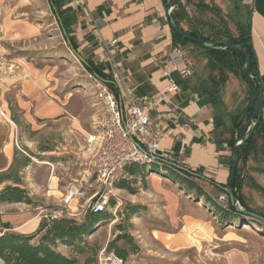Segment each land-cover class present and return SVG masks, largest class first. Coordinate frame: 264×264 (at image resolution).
Listing matches in <instances>:
<instances>
[{
    "label": "rangeland",
    "instance_id": "obj_1",
    "mask_svg": "<svg viewBox=\"0 0 264 264\" xmlns=\"http://www.w3.org/2000/svg\"><path fill=\"white\" fill-rule=\"evenodd\" d=\"M20 2L23 4L14 11L12 18L29 21L38 28V34L31 38L13 39L0 23V110L7 108L15 125L14 128L12 125L15 131L12 140L17 155L9 175L20 179V185L27 190L31 203L0 202V220L10 226L9 229L0 226V233L32 234L38 228L35 222L38 220L40 223L45 214L60 208L67 209L61 204L62 193L70 183L86 177L88 161L92 156L87 138L97 131L94 125L97 107L93 105L92 78L66 42L48 1ZM205 2L217 5L220 16L197 9L192 4L186 7L190 16L208 23H217L218 18L223 16L228 20V27L234 30V23L229 19L230 15H238L234 0ZM243 12L245 10L241 8L239 14ZM185 51L196 72H207L206 59L198 49L187 46ZM28 67L49 75L55 84L53 93L66 101L63 116L35 119L31 113L27 115L28 110L20 107L17 88L22 81L23 68L28 72ZM241 84L245 90L244 84ZM232 90L238 97L234 101L233 96L228 100L227 109L242 107L241 90ZM29 115L32 119L27 120ZM3 165L5 158L0 153V172H7L8 167L1 169ZM162 170L151 172L146 167L144 175L131 176L122 168L111 188L110 202L104 211L106 216L84 237L86 245H82V251L77 252L60 242H57L56 249L76 257L80 263L93 258L95 264L96 256L108 242L121 233H127L132 236L130 244L123 240L117 241V244L128 251L134 245L139 249L136 253L130 251L123 264H264V225L237 214H232L229 220L222 219L217 210V206L226 207L225 200L219 199L222 193L206 181L194 179L207 194V198L200 197L187 184L174 180L169 177V172L163 173ZM50 179L54 189L47 187ZM121 182L124 187H120ZM8 184L13 185V182L3 181L0 189ZM246 193L243 196L248 206L264 213V196ZM74 206L72 202L70 207ZM186 212L202 219L206 223L203 224L210 228V233L206 228H199L200 231L194 228L192 234L186 235L188 245L182 247H173L155 237L152 232L155 229L168 235L177 233L182 224L180 215ZM85 217L76 220L82 222ZM0 264H4L1 259Z\"/></svg>",
    "mask_w": 264,
    "mask_h": 264
},
{
    "label": "crops",
    "instance_id": "obj_2",
    "mask_svg": "<svg viewBox=\"0 0 264 264\" xmlns=\"http://www.w3.org/2000/svg\"><path fill=\"white\" fill-rule=\"evenodd\" d=\"M47 1L55 13L65 40L67 30L77 45V52L79 50L85 60H90L112 81L111 88L118 98L123 96L125 86L133 87L134 95L141 98L156 96L171 83L176 84L175 90L166 93V100L149 112L151 119L162 118L168 128L160 139L159 154L164 161L192 172L201 170L200 179L214 189L215 185L221 186V189L226 186L232 149L226 141L228 133L222 127L215 130L217 112L213 95L207 88L209 69H206L207 72H200L201 74L196 72L186 56V51L173 44L172 30L168 24L166 4L163 0ZM234 2L238 11L237 17L248 21L250 26L251 45L256 60V79L262 92L259 117L262 122L263 140L257 141L255 150H251L245 162L240 165L242 195L250 192L258 196L263 194L254 185L264 189V0ZM22 4L20 0H0V23L7 28V35L13 39L31 38L38 34V28L29 21L12 18L14 11ZM241 8L245 10L243 14H239ZM113 39L117 41L116 45L109 49L104 48V43ZM108 54L119 63L123 80H111L110 64L100 59ZM188 63L191 64L192 74L184 78L180 75V70ZM82 65L84 67V64ZM22 71V81L17 88L21 100L18 101L21 102L20 107L23 110H28L27 115L31 113L35 119L63 116L66 112V101L53 93L55 84L49 75L30 67L28 72H25L24 68ZM226 74L227 80L220 97L225 111L234 110L226 107L232 96L233 101L238 97L233 88L241 90L242 107H245L251 101L245 84L232 73ZM241 83L244 84L245 90ZM2 110L11 121L5 123L0 116V153L5 158V165L1 166V169H5L13 165L17 152L12 140L15 125L8 114L9 110ZM32 116L29 115L27 120L32 119ZM180 172L187 173L182 170ZM51 181H48L47 187L54 189L55 187H51ZM180 216L182 224L177 233L168 235L155 229L152 231L155 237L173 247H182L188 245L186 235L192 234L194 228H206L210 233V228L205 226L206 223L202 219L187 212L181 213ZM35 223L39 225L38 220Z\"/></svg>",
    "mask_w": 264,
    "mask_h": 264
},
{
    "label": "trees",
    "instance_id": "obj_3",
    "mask_svg": "<svg viewBox=\"0 0 264 264\" xmlns=\"http://www.w3.org/2000/svg\"><path fill=\"white\" fill-rule=\"evenodd\" d=\"M170 1L171 0H163V2L166 4V7L169 5ZM183 1L184 2L177 3L170 13L173 24L183 33L195 38L211 42L225 41L229 44L242 48L249 57V71L253 79L254 87L258 91L259 85L257 83L255 71L256 60L251 45L250 26L248 21L240 19L236 14V17H234V15H230L229 19H231V21L234 23V30L228 27V20H226V18L223 16L218 18L217 23L204 22L190 16L186 7L192 4L195 8L210 11L217 15V17L220 16V8L215 4L206 3L205 0ZM50 2L53 3L52 0H50ZM66 35L69 38L73 49L77 51V45L74 43L72 36L68 34L67 30ZM172 40L176 47L186 50L187 46H192L198 49L203 57L206 58V66L210 72L208 76L207 88L209 93L213 95V104L217 112L215 130L222 127L223 130L228 133L226 141L230 148L233 149L237 139L247 125L254 105V98L251 90L247 86L245 77L244 58L241 56V54L227 48H220L214 45L201 46L192 43L173 31ZM86 63L87 64L84 65V68L88 73L97 74L99 77L109 80L97 67L93 65L90 60H86ZM226 73H232L245 84L251 100L245 107H238L234 110L225 111L220 97L223 86L227 80ZM107 86L111 88V82H108ZM248 132H250V136L246 140V143L240 148L238 154L237 173L235 179V195L239 203L245 209L255 211L264 216V213L251 209L246 203L241 193L243 180L240 173V165L245 162L248 155L251 153V150H255L254 145L257 144V141L263 140L262 122L259 114L254 127ZM11 167L12 165L8 168L7 172H0V183L5 180H11L13 183H15L14 185H5L2 189H0V202L31 203V198L29 197L27 190L23 187H20V179L12 178L9 175ZM146 167L147 171L151 172H159L160 169H163V173L169 172V177L187 184V187L191 190H194L200 197L205 196L207 198L206 192L197 186L196 182L194 181V179H200L202 177L201 170L193 171L195 175L181 173L180 171L164 163H131L125 165L124 169L131 176H142L144 175V169ZM215 186L219 193L225 194L226 196V207L222 208L217 206L218 213L222 219L229 220V217L232 214H236L235 209L230 204L228 195L222 191L221 186ZM120 187H124L123 182L120 183ZM254 187L264 195V189L262 187L256 184ZM103 216H106L104 211L90 212L86 215L82 222H77L75 218L68 216L48 219L44 218L40 221L37 231L35 232L36 234H22L13 231H2L0 233V259L4 264H93V258H87L80 263L76 257L63 254L56 249V244L57 242H60L64 245L70 246L73 249L75 248L77 252H81L83 247L82 245H86L84 237L94 229L95 224L99 222ZM251 222H255L260 226L262 225L261 223L253 220H251ZM0 226L5 229L10 228L7 222H1V220ZM38 234L39 236L35 238ZM131 237L132 236L127 233H121L117 235L115 239L108 242L105 250L107 252H113L116 256L124 261L130 251L132 253H136L139 248L138 246L134 245L133 248L128 251L126 248L119 246L117 241L123 240L126 244H130L132 241ZM95 264H97V256L95 258Z\"/></svg>",
    "mask_w": 264,
    "mask_h": 264
},
{
    "label": "built area",
    "instance_id": "obj_4",
    "mask_svg": "<svg viewBox=\"0 0 264 264\" xmlns=\"http://www.w3.org/2000/svg\"><path fill=\"white\" fill-rule=\"evenodd\" d=\"M116 43L115 39L105 42L104 48H112ZM100 59L110 64L111 80L115 82L123 80L119 63L110 54L103 55ZM191 74L190 63L180 70V75L184 78ZM90 77L93 81L95 98L93 105L97 107L94 122L97 131L89 134L87 138L92 152L88 161L89 171L82 180L70 183L65 188L61 204L67 209L53 210L44 215L46 219L63 216L80 219L90 212H103L109 205L111 188L117 174L125 165L163 163L159 154V142L168 128L162 118L151 119L149 112L166 100V93L175 90L176 84L171 83L156 96L141 98L134 95L133 87L125 86L123 96L118 98L115 91L104 81L94 75ZM0 115L5 123H11L3 110H0ZM219 199L226 201L225 194H221ZM72 202L74 208L70 207ZM123 263L121 258L113 252H107L105 248L97 257V264Z\"/></svg>",
    "mask_w": 264,
    "mask_h": 264
},
{
    "label": "water",
    "instance_id": "obj_5",
    "mask_svg": "<svg viewBox=\"0 0 264 264\" xmlns=\"http://www.w3.org/2000/svg\"><path fill=\"white\" fill-rule=\"evenodd\" d=\"M182 1L183 0H171L169 5L166 7V10H165L169 27L171 28V30L173 32L182 36L184 39H186L192 43H195V44H198L201 46L214 45V46L220 47V48H227V49L233 50V51L241 54V56L244 58L245 77H246V81H247V86L251 90L253 98H254V105H253L251 116L248 119L247 125L245 126L244 131L241 133V135L237 139V141H236V143L232 149V159H231V164H230L229 179H228L227 185L222 187V191L228 195L230 204L235 209L236 214L243 216V217H247L253 221L259 222L262 225H264V216L255 212V211L245 209L239 203V201L237 200L236 195H235V179H236V173H237V162H238L239 150L246 143V140L250 136V132H248V131H250V129L254 127L255 122L258 118L259 109H260L261 100H262V92H261V90L257 91L254 87L253 79H252L251 73L249 71V57H248L247 53L242 48L234 46L232 44H229L225 41H213V42H211V41H204V40L195 38L193 36H190L188 34L183 33L179 28H177L173 24L172 19L170 17V13L173 10V8L177 5V3L182 2ZM64 33H65V31H64ZM66 42L70 46V48H71L72 52L75 54V56L79 59V61L84 65L87 64L86 60L77 51H75L73 49V46L71 45L70 40L67 36H66ZM94 76L96 78L104 81L105 83L110 82L109 80H106V79L99 77L97 74H94ZM161 160L163 163L170 165V166H173L176 169H178L179 171L182 170V171H186L189 174L195 175L194 172L187 170L186 168H183V167L176 165L174 163H171V162L164 161L163 159H161Z\"/></svg>",
    "mask_w": 264,
    "mask_h": 264
}]
</instances>
